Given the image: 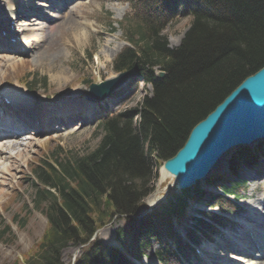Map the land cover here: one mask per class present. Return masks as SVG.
Returning a JSON list of instances; mask_svg holds the SVG:
<instances>
[{
  "label": "trees",
  "instance_id": "16d2710c",
  "mask_svg": "<svg viewBox=\"0 0 264 264\" xmlns=\"http://www.w3.org/2000/svg\"><path fill=\"white\" fill-rule=\"evenodd\" d=\"M125 1L130 9L121 25L128 45L116 55L113 67L116 72L137 71L151 84L152 92L139 107L102 118V135L91 152L59 159L55 149L50 158L32 166L37 181L33 204L46 216L47 226L23 264H65L61 250L69 244H84L73 264H135L133 260H140L144 249L150 248L146 241L150 238H171V243H160L155 251L161 264H180L192 253L171 230L172 219L194 197L190 190L177 195L173 204L168 201L141 216L144 199L152 190V163L174 155L192 126L264 64V0ZM177 14L189 15L191 24L181 44L169 48L160 32ZM154 67L165 71L164 78L155 77ZM32 80L26 79L31 88L45 83V77ZM261 147L238 162L247 164ZM226 190L241 196V188ZM211 199L222 210H238L225 196ZM115 214L129 222L117 230L120 247L90 241ZM206 215L219 224L227 222L220 215ZM195 226L187 233L193 241L199 240L197 232L213 231L205 220L195 221ZM6 228L0 229V240Z\"/></svg>",
  "mask_w": 264,
  "mask_h": 264
},
{
  "label": "rangeland",
  "instance_id": "374dc122",
  "mask_svg": "<svg viewBox=\"0 0 264 264\" xmlns=\"http://www.w3.org/2000/svg\"><path fill=\"white\" fill-rule=\"evenodd\" d=\"M5 2L7 0H0L3 8L7 6ZM13 3L16 6L12 8V12L18 15L19 21L25 27L29 50L20 56L14 54L16 58L13 60L20 57L22 62L5 66V69L0 71V75H3V78H0V86L6 81L11 84H25L26 79L40 81L45 77L44 85H32L34 88L31 93H35V100L42 103L44 110L53 111L60 109L61 105H66L71 112L66 116L70 122L65 126L59 122V118H54L51 122V125L57 123V126H62L60 130L54 131L51 127H46L43 131L22 133L23 136L45 139L36 142L26 153V157L16 163L17 168L12 171L13 177L4 186V194L0 199V225H10L11 232L0 242V264H13L17 258L20 264H23L24 254L35 246L47 226L46 216L33 204L34 189L30 178L33 176L32 166L40 159L50 158L55 149H58L55 157L59 159L80 157L91 152L99 143L102 131L97 123L98 118L93 116L96 110L88 107L83 94L88 89V83L118 76L113 67V59L127 44L123 39L122 28L118 25V21H121L125 11L127 12V5L119 0H13ZM20 5L22 7H19ZM1 12L4 10L2 9L0 14ZM61 14L69 17L67 22L61 23V20H58ZM111 21L114 23L113 27H109ZM190 23L191 17L177 14L162 29L160 33L170 48H175L181 43ZM1 55L7 57L5 54ZM132 81L122 87L107 103L104 101L99 106L106 105L109 111L113 112L130 111L139 106L142 99L150 95L151 87L140 78L133 83ZM7 89L9 90V87ZM83 116L86 120L89 119V123L83 121ZM136 119L133 118V122ZM4 160L2 158L1 162L8 164ZM153 165L150 193L155 197L149 203L144 199V216L152 213L166 198H170L172 191L179 193V190L174 191L169 178L159 183L160 165ZM220 169L222 170V167ZM262 174L259 178L253 177L247 181L245 199L239 202L243 207L240 221L248 223L249 229L252 227L253 236L264 240V173ZM215 192L220 193L219 189ZM149 194L146 197L148 199L151 197ZM171 203H174L173 199ZM190 203L191 208H195L194 203ZM212 210L218 212L217 208ZM195 213L193 211V214ZM128 223L125 217L115 214L109 223L99 229L95 239L103 243L110 242L112 240L109 239L114 238L117 230L125 229ZM234 226L221 228L212 236V240L203 241L199 246L200 255L184 264H264V255L259 258L249 256L239 262L241 258L237 259V255L230 251L233 246L236 247V244H229L230 235L234 238L236 234L238 243L247 244L249 241L244 230ZM184 227L186 228V225ZM177 230L182 236V230L178 227ZM111 244L118 246L114 241ZM149 244L150 248L144 250L143 258L140 261L134 260L136 264H150L159 242L150 240ZM77 250L78 247L74 245H66L61 250L63 262L71 264Z\"/></svg>",
  "mask_w": 264,
  "mask_h": 264
},
{
  "label": "water",
  "instance_id": "95a60500",
  "mask_svg": "<svg viewBox=\"0 0 264 264\" xmlns=\"http://www.w3.org/2000/svg\"><path fill=\"white\" fill-rule=\"evenodd\" d=\"M159 78L164 71H156ZM131 71L99 84H90L85 97L101 101L121 86ZM264 140V64L242 79L223 99L190 129L184 143L162 164V172L179 190L209 176L228 151Z\"/></svg>",
  "mask_w": 264,
  "mask_h": 264
},
{
  "label": "bare ground",
  "instance_id": "6f19581e",
  "mask_svg": "<svg viewBox=\"0 0 264 264\" xmlns=\"http://www.w3.org/2000/svg\"><path fill=\"white\" fill-rule=\"evenodd\" d=\"M78 7V6H77ZM66 14V13H65ZM69 19V17L67 15H63L61 14L58 18V20H61L60 22L62 23H65L67 22ZM5 56L1 55L0 56V71H3L5 68V66H10V65H13L14 63H19V62H22L23 59L22 58H17L16 60H13V58H16L14 56V53L13 52H8V53H5ZM8 57H12V58H8ZM8 59V61H7ZM17 66V65H16ZM2 69V70H1ZM63 72L60 71V73ZM3 78V75H0V78ZM7 83V84H6ZM6 87L4 86L3 88H0V94L1 93H6V94H16V92H23L25 93V89L24 87H21L19 86L16 82L15 84H11L9 83L8 81H6ZM1 84V82H0ZM7 87H9V90L7 89ZM35 93H29L27 95V98L31 99L29 96L31 95L34 99H36ZM68 106H65L63 107V110L65 111L67 109ZM55 113H57L56 110H54ZM210 112V111H209ZM49 113V112H48ZM54 113V114H55ZM50 114H53L50 112ZM42 130V129H40ZM43 131V130H42ZM190 131V130H189ZM189 133V132H188ZM21 133L15 128V127H12L10 128L8 131H7V137L5 139L3 138H0V199L1 197L3 196L4 194V186L6 184H8L11 180V178L13 177V170L17 168V165L16 163L20 161V159H23V157H26V153L32 149L33 145L36 143V142H39V140H43L45 138H42V139H39L37 137V139L33 136H30V137H23L22 134L20 135ZM33 137V138H31ZM29 139V140H27ZM182 146V145H181ZM179 149V148H178ZM13 151V155L11 156L10 153ZM175 154V153H174ZM226 156H227V153L225 155L222 156V158H220V160L218 161V164L216 167H219V165H221L223 162H225V159H226ZM5 159L4 161L5 162H8V164H3V162H1V159ZM19 164V163H18ZM264 168V166H263ZM164 175V172H162V176H161V181H162V177ZM166 175V174H165ZM160 181V182H161ZM155 195L151 196L150 198V201L152 198H154ZM240 218L239 216H237V219L236 221H240ZM244 220V219H243ZM261 221V220H260ZM176 226V225H174ZM179 227V225H178ZM174 235H175V232H174ZM108 239V237H107ZM109 240H112V241H104L105 243H108V244H111L113 242V238L111 237V239ZM226 242H228L226 240ZM207 244V243H206ZM234 247V246H233ZM206 248V246H205ZM212 248V247H211ZM262 255V254H261ZM215 256V255H214ZM218 256V255H217ZM220 259V258H219ZM243 261V259H240L239 262ZM150 264H159L158 261L154 258V256L152 255V259L151 261H149Z\"/></svg>",
  "mask_w": 264,
  "mask_h": 264
}]
</instances>
